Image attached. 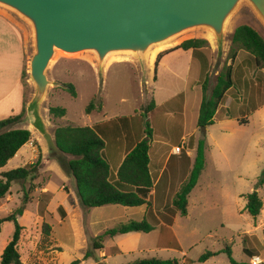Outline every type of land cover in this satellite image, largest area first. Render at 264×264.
<instances>
[{
    "label": "rangeland",
    "instance_id": "1",
    "mask_svg": "<svg viewBox=\"0 0 264 264\" xmlns=\"http://www.w3.org/2000/svg\"><path fill=\"white\" fill-rule=\"evenodd\" d=\"M12 15L28 31L29 57H31L33 53L31 29L24 21L14 14ZM239 25L253 28L264 39V26L252 9L246 3H242L227 22L222 50H218L210 32L206 30L187 32L165 44L154 47L148 55L145 73L142 72L139 63L129 54L109 56L102 73H100L96 58L92 53L67 55L56 52L47 70L48 80L55 82L56 85L48 87L41 105V116L45 122L47 133L53 136L54 129L59 126L70 125L81 128L105 119L120 116L130 118L135 113L140 115L141 110L153 100L157 109L148 119L149 126L154 133L151 135L150 142L155 141L156 147H162L161 142H165L167 145L165 151L168 152L170 147L180 144L181 134L189 135L196 128L194 134L192 133L184 139L182 146L187 150L194 148L197 146V142L203 139V128H198L195 124L193 100L202 94L204 83L207 87L205 95L209 96L217 75L224 65H229L226 58L230 39L234 29ZM190 39H201L208 43V48L202 50L208 60L206 70L200 69L197 62H194L192 66V74L195 69V76L197 72V77H201V86H198L200 84L197 82L194 84V80L183 79V67L187 61L182 53L168 56L157 70V75L154 74V60L159 54L174 50L182 42ZM251 59L247 53L239 52L232 66L233 88L226 94L221 104L227 107L231 102L233 105L230 104L229 110L223 109L220 105V114H229V111L231 114H236L237 105L241 106L242 104L245 110L246 107L249 109L250 102L257 104L264 101V70L256 69ZM175 69H177V77L173 76ZM105 70H109L108 73ZM154 76H157L156 79ZM64 85H72L76 96L72 97L64 89ZM183 88L188 93L189 110L187 113L184 112L183 118H178L181 120V125L170 126L171 118L166 116L168 114L175 115L179 111L169 113L171 110L163 108V106L169 98L182 91ZM30 90V97H32V88ZM92 101L98 103L100 109L98 110L95 106L88 116L85 109ZM50 108H62L65 115L62 118L58 114L50 115L48 111ZM248 111L246 110V112ZM24 116H26V110ZM249 120V125H237L232 119L226 121L222 126L215 124L206 127L207 132L205 128V167L197 185L189 194L187 216L181 217L176 212L170 227L157 226V232L151 238L158 249L137 256H129L125 260L119 257L115 263L127 264L138 260L157 258L161 260L175 259L182 264H230L224 253L228 249L235 263L253 264L251 262L253 258L250 259L243 251H251L252 247L250 246L253 244L258 264H264V229L251 232V236H255V238H252L250 242L248 237H245V233L251 231L254 225L253 218L244 211L246 205L244 197L240 198V195L252 193L260 188L257 187V183L264 168V142L259 146L260 153L257 156L251 147L254 135L262 134L264 136V125L262 127L261 118L256 116ZM142 125L144 126V121ZM17 126L27 128L29 125L24 117L20 123L14 125V127ZM221 127H224L226 131H221ZM27 129L32 135L30 141L32 145L28 146L29 149H23L22 155H30V149H32L35 150V158L27 163L21 160V155H18L5 167L4 171L27 167L35 163L40 148L42 155L38 178L32 182L12 183L10 192L14 191L20 196L12 199V195L8 194L3 200H0V219L7 217L19 208L22 205L23 194H27L28 202L24 206V211L27 209L30 210V213L24 215L19 223L23 230L17 247L22 264L51 263L55 261L57 253H61L62 250L55 246L51 237L46 242L42 241L41 226L43 223L52 226L51 236L55 239L62 241L65 245H70L73 241L77 248L80 247L74 253L65 250L64 260L61 263H66L69 258L80 255L82 244L88 245L90 230H87V225L89 221L79 227L71 220L63 225L52 220L51 215L47 212V207L50 200L49 195L53 192L48 190L50 193H42L45 192L42 189H67V184L62 173L51 166L53 163L57 166L59 164L43 136L31 126ZM251 159H254L255 164L243 174L241 167ZM193 160L194 158L192 162ZM62 171L65 173L63 169ZM168 176L169 167L167 165L164 177ZM187 177L184 179L186 180ZM257 192H259V197H264V189H258ZM164 206V199L157 202V209H162ZM58 208H56V217L59 219ZM35 214L39 215L43 221H35ZM13 231L14 226L10 222H4L0 226V256L10 241ZM207 252L214 253L216 256L204 263H199L198 259Z\"/></svg>",
    "mask_w": 264,
    "mask_h": 264
},
{
    "label": "trees",
    "instance_id": "2",
    "mask_svg": "<svg viewBox=\"0 0 264 264\" xmlns=\"http://www.w3.org/2000/svg\"><path fill=\"white\" fill-rule=\"evenodd\" d=\"M208 48V43L201 39H190L182 42L174 51H192L193 57L202 54V50ZM247 53L252 59L256 69L264 70V39L253 28L247 25L237 26L230 39V47L226 60L229 65H224L216 77L210 95L206 96V84L202 85V99L198 110L197 127L206 128L213 125L214 116L220 105L225 99L226 94L233 88L232 66L239 52ZM163 52L156 58L154 64V74L158 62L168 54ZM155 79V76H154ZM64 89L72 96L76 92L72 85H64ZM183 96L179 95L166 102L163 108H168L175 112L176 103L182 102ZM96 106V107H95ZM100 109V105L94 101L90 102L85 109L89 115L93 108ZM157 106L151 100L142 110L140 115L135 113V118L140 120V132L136 142L129 148L125 158L116 172L115 179L111 178L110 169L105 162L103 151L108 142V132H115L119 126L117 123L126 122L129 118H118L109 122L99 124L94 127H72L59 126L54 129V144L56 151L53 152L55 159L66 175L74 180L76 195L84 209H95L107 206H120L125 208H136L145 206L146 213L140 221H127L118 223L96 238H94L91 248L83 255L81 261L93 260L95 264H104L95 256L97 252L102 251L104 242L116 236L126 235L129 233L149 234L155 226L162 222L166 226H171L176 212L181 217L187 216L188 197L191 191L197 185L199 177L205 167V142L204 138L197 142L193 166L187 179L180 185L174 195L171 207L167 208L157 217L153 212L150 191L153 187L152 179L149 173V148L152 130L149 126V117L155 113ZM165 110V109H164ZM50 115L58 114L60 118L65 115L64 109L50 108ZM24 111L16 117L8 118L0 122V169L4 168L7 163L16 155V153L32 139L31 132L27 129H11L12 126L21 122ZM144 121V126L142 122ZM240 125H245V120H238ZM144 127V128H143ZM69 156L70 159H66ZM41 154L38 151L36 162L27 167L17 168L0 175V200H3L9 194L12 183L15 182H32L38 178ZM264 186V169L258 180L257 187ZM246 213L253 219L257 218L262 209L263 203L256 191L244 196ZM28 202L27 194H23L21 206L13 211L12 214L0 219V226L4 222H10L14 226V231L10 241L4 247L0 264H22L20 254L17 250L23 228L18 223V218L24 211V206ZM61 218L65 217L62 207L58 208ZM51 237V226L43 223L41 226V239L46 242ZM249 258L254 254H249V250H243ZM230 264H237L231 257L230 250L224 252ZM216 256L214 253L207 252L199 259V263H204L211 257ZM80 260H75L70 264H80ZM41 264V263H36ZM127 264H182L179 260H161L150 258L138 260Z\"/></svg>",
    "mask_w": 264,
    "mask_h": 264
},
{
    "label": "crops",
    "instance_id": "3",
    "mask_svg": "<svg viewBox=\"0 0 264 264\" xmlns=\"http://www.w3.org/2000/svg\"><path fill=\"white\" fill-rule=\"evenodd\" d=\"M28 45H29V38H28V31L26 30V28H24V26L18 20H16V18L11 14V12L3 8H0V122L8 118L19 116L23 111L25 113L26 105L31 99L30 88H32V85L28 79V74H29L28 65L30 58ZM167 52L169 53L166 56H164L156 66V75H157V70L159 69L160 66H162L164 60L168 58V56H171L173 54L176 55L177 53H182L185 55L187 61L185 66L183 67V72H182L183 79L194 80V84L196 82L199 84L201 83V77L200 76L197 77V72L195 76V69H194V73L192 74V66L194 62H197L200 69L206 70V68L208 67V60L203 52L200 56L196 58L193 57L192 51L170 50ZM154 62H156V59L154 60ZM194 67L197 68V66ZM105 71L108 73L109 70H105ZM173 76L174 77L178 76L177 69L174 70ZM156 77L157 76H155V79ZM198 86H201V84ZM179 95L184 96L182 102L180 103L178 102L174 106V108H176V111H179V113H175V115L168 114L166 116L171 118L170 120L172 122L171 124H169L170 126L181 125V120L180 119L178 120V118L179 117L183 118L184 112L186 111L187 113L189 110L188 108L189 97L187 90L185 88H183V90L178 92L176 95H173L167 101H170ZM201 99H202V94H200L193 100V111H194L196 126H197L198 110L201 103ZM230 104L231 102L229 103V106H227L228 108L224 105H221V107L223 109L229 110ZM249 104H250L248 106L249 109L246 107L245 110L242 104L241 106L237 105L236 114H231L230 111L229 114L228 113L220 114L219 110L221 107H219V109L217 110L214 116L213 125L218 124L222 126L223 124L226 123V121L232 119L235 121L237 125H240L238 123V120H245L246 121L245 125H249L250 124L249 119L252 118L253 116H256L258 118H261V123L263 127L264 101L259 102L257 104L250 102ZM246 110L249 111L246 112ZM24 117L25 116L23 115L22 119ZM118 118H122V117L120 116V117L105 119L98 123H90L89 125H86L84 127L91 128L99 124H103ZM183 123L184 122L182 121V125ZM115 125L119 126V128L115 132L107 133L108 134L107 137L109 140L108 142H106V146L103 151V156L105 162L109 166L112 179H115L116 172L120 167L123 159L125 158L129 148L134 144V142H136L138 138L140 132V126H139L140 120L139 118H135L134 115L130 117L126 122H124V124L117 123ZM27 128H29V126H27ZM27 128L25 126H17V127L13 126L11 129H27ZM220 129L223 132L226 131L224 127H221ZM195 132H196V128H194L190 134L192 133L194 134ZM206 132H207V128H206ZM152 134L154 135L153 130H152ZM189 135L181 134L182 137L180 138L181 140L180 144L178 146L170 147L168 152L165 151V148H167L165 142H161L160 145L162 147H156L155 141L150 142V148L148 152V156H149L148 168L152 179L153 187L150 191L149 196L152 202L153 212L156 217L159 214L163 213L168 207H170L173 196L175 195L178 187L185 180L184 178L188 176L192 168V164L194 162V160L192 162V159L195 158V154L193 156V152L195 151L196 146L190 150H187L186 148L184 149L182 147L184 139ZM203 138H205V136H203ZM53 140H54V136H53ZM263 142H264V136L262 134L254 135V138L251 141V147L255 151L256 156L260 153L259 146ZM29 145L30 146L32 145L31 142L23 146L16 153V155L7 163L5 167H7L18 155H21L20 158L24 162L28 163L31 160H33L35 158V150L30 149L31 154L28 156L22 155L23 153L22 150L28 148ZM177 147H181L180 154L174 153V149ZM38 150L42 155L40 148ZM65 157L66 159H70L69 156H65ZM254 164H255L254 159H251L250 161L246 162L241 167L243 174L246 173L248 168L250 166H253ZM167 165L169 167V176L165 178L164 177L165 166ZM51 166L62 173L65 179V183L67 184V189L65 188L60 189L61 191L58 188L42 189V191H45L42 193H47L49 192L48 190L53 192V194L49 195L50 200L47 207V212L51 215L53 221L61 225L66 223L68 220L69 221L71 220L72 222H75L79 227L80 226L82 227V225L86 223V221H89L87 225V230H90V235L88 237V245L82 244L81 247L82 250L80 255H78L77 257L69 258L66 263H61L64 260L65 250L74 253L77 250H79L80 247L77 248L73 241L71 242L70 245H65V243H63L62 241H59L51 236V240L54 241L55 246L60 248L62 251L61 253H57V256L55 257V261L51 263L44 262V264H70L75 260L81 261L83 259V255L89 250V248H91L94 238H96L106 229L118 223H123L127 221H140L145 216L146 213L145 206L136 207V208L107 206V207H101L95 209H84L81 206L80 201L76 195V187L74 180L70 179L65 173H63L61 167L57 166V164L53 163ZM5 167L0 169V174L8 172V171H4ZM258 189H264V186L263 188L260 187ZM257 194L259 196V192H257ZM11 195H12V199H14V197L20 196V194H16V192L14 191L11 192L9 191V196ZM244 196L245 195L242 194L240 195V198H243ZM259 198L263 203V209L260 215L257 218L253 219V225H254L253 229L245 233V237L246 238L248 237L247 239L249 240V242L251 241L252 238L253 239L255 238V236H251V232H256L260 229H264V197H259ZM163 199L165 201V206L162 209H157V202L158 201L161 202L163 201ZM57 207L63 208L65 212L64 218H61L60 215H59L60 217L59 219L56 217ZM29 213L30 210L25 209L23 215L17 219L18 223L21 222L24 215ZM34 220L40 222L43 221V219L37 214L34 215ZM157 226H166V225L163 224L162 222H159L155 226L154 230L149 234L129 233L126 235H120L112 239H108L104 242L103 245L104 249L100 252H97L95 256L100 260L101 263L117 264L115 263V260L119 257L125 260L126 257L129 256H137V255H141L142 253L149 251L151 252L155 249H158L157 245H155V243L152 241L151 238L152 235H154L157 232ZM250 247L252 248L251 251H249V254L250 253L254 254L256 250L253 244ZM253 258H257V257L254 255ZM80 264H95V263L93 260L89 259L87 261H81Z\"/></svg>",
    "mask_w": 264,
    "mask_h": 264
},
{
    "label": "water",
    "instance_id": "4",
    "mask_svg": "<svg viewBox=\"0 0 264 264\" xmlns=\"http://www.w3.org/2000/svg\"><path fill=\"white\" fill-rule=\"evenodd\" d=\"M242 3L264 26V0H0V8L24 21L32 33L28 79L33 93L25 121L50 151L57 150L41 116L48 87L56 85L47 78L56 52L92 53L100 73L109 56L129 54L145 73L154 47L187 32H210L222 50L227 22Z\"/></svg>",
    "mask_w": 264,
    "mask_h": 264
},
{
    "label": "built area",
    "instance_id": "5",
    "mask_svg": "<svg viewBox=\"0 0 264 264\" xmlns=\"http://www.w3.org/2000/svg\"><path fill=\"white\" fill-rule=\"evenodd\" d=\"M180 152H181V147H177V148L174 149V153H175V154H180ZM258 261H259V260H258ZM251 262H252L253 264H258L256 258H253V260H252Z\"/></svg>",
    "mask_w": 264,
    "mask_h": 264
}]
</instances>
